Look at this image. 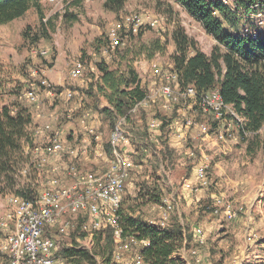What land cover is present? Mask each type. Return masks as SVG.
Wrapping results in <instances>:
<instances>
[{"label": "rangeland", "instance_id": "obj_1", "mask_svg": "<svg viewBox=\"0 0 264 264\" xmlns=\"http://www.w3.org/2000/svg\"><path fill=\"white\" fill-rule=\"evenodd\" d=\"M104 2L105 0H60L56 4L46 0L45 20L51 19L54 28L50 31V37L43 38L37 47L25 44L21 36V32L29 24L35 23L37 17L34 10L0 27V35L5 39V45H10L4 55H0V108L5 105L12 107V105L22 104L27 106L31 113L32 111L35 114L40 113L39 116L44 111L49 118L51 117L47 123L52 125L53 130H60L63 133L66 145L78 151V157L75 159H72L70 155H64L62 158L49 160L58 163L67 160L66 162L69 163H66L65 168L74 165L78 172L91 171L96 175L104 174L114 160L112 148L109 152L107 149L114 128L108 127L102 121L101 115H98L103 108L102 99L107 100V98L102 93L96 95L94 92L88 93L89 87L86 88L90 83H98L100 78L98 63L103 60L107 62L115 60L118 52L132 42L136 44L139 39L145 42L160 36L166 42L164 52L158 53L153 59H147L141 55L134 60V67L142 79L143 86L147 89L146 95H149L150 92L152 94L160 90L163 84L160 72L170 68L169 65L172 64L171 56L174 54L175 45L171 32L176 25L183 28L189 26L186 32L197 42L198 48L206 54H210L215 45V40L205 32L201 24L191 19V16L180 5L174 3V0H128L123 11L118 14L106 10ZM167 4L174 5L175 15L172 17L163 15L162 9L159 10ZM132 14L141 15L144 21L145 25L140 30L143 32L142 38L135 40L138 33L123 32L124 44L120 46V49L117 48L112 57L103 55L101 50L107 46L109 28L115 24H124V19ZM253 14H255L253 11L247 14L244 29L249 27L255 30L258 27V20ZM152 18L157 19L155 26L150 25ZM42 50L46 53H42ZM54 60L56 62L52 75L61 72L65 85L60 86L51 82L55 89L49 91L37 82V79H48L45 76L46 69L43 72L41 67L38 68L40 65L38 63L44 62L47 68H51ZM77 60H82L85 64L86 82L73 81L71 78L72 64ZM32 70L36 71V77L31 76ZM31 84H34L33 88L39 93L38 104L21 98ZM67 88L75 92L71 100L64 95ZM42 93L54 98L53 105L41 101ZM163 102L164 98L159 91L150 108L139 110L135 113L136 118L133 119L129 118V112L126 115L129 118L127 126L133 138L122 149L125 155L133 158L134 165L138 168L134 167L130 172L119 209L123 208L126 213L134 215L143 222L153 219L161 223L163 212H169L168 206L171 205L166 224L178 223L186 233L189 232V229L185 227L188 224H201L202 228H198L197 238L200 239L203 236L205 241L203 244L198 242L193 249L194 262L189 259L191 264H242V262L264 264V218H262L264 207L252 210L256 208L259 199L264 202V152L258 151L251 156L247 153L246 147L236 144L233 147L230 146V150H225V153L214 151L215 145L223 148V145H227L228 141L234 139L235 133L226 128L230 123L228 118L220 122L215 121L210 114L202 112L194 100L182 101L169 110L163 109ZM78 104L80 106L75 108ZM56 105H59V109L55 108ZM191 118H197L202 123L206 122L209 126V134L203 133L198 126L188 128L184 125L185 120ZM153 119L161 120L163 126L156 132L148 129L149 133L147 124L149 125ZM230 127H233V124ZM35 128L32 129L33 133ZM191 132H194V136L200 140L198 144H201L203 155H205L202 161H200L201 155L195 151L197 149L192 147L197 139H193ZM220 133L224 134V139H218ZM34 137V145L43 146L47 141V136H43L42 141L38 142L35 134ZM171 144L180 147V150ZM27 147L30 149L29 146H25V156H27ZM34 159V156L30 155L27 163ZM200 166L207 169L208 184L206 185H201L197 179V169ZM65 168H62L63 174L45 175L44 167L41 169L30 166L27 173L19 174V183L21 186L31 185L34 194L41 193L51 187L48 183L50 180L46 176H57L60 186L68 188L77 183L78 178L70 176ZM44 172L46 173V170ZM173 177L177 180L181 177L187 178L192 183V186L188 187H194L193 191L204 189L205 193H215L212 204L204 203L201 209H197V215L190 213V207H186L187 219L190 221L183 213H180V216L181 205H186L188 201L179 197L177 192L179 185L176 183L172 185ZM234 187H239L235 191L238 200L235 202L232 200ZM153 194L160 196L161 204L151 199ZM9 195L13 194H0L1 214L9 210ZM218 199L228 201L232 210L236 212V217H227L222 206H220V212L215 213V204ZM209 205L210 208H208ZM199 210L208 212L201 214ZM208 215L209 219L202 218ZM214 215H217L218 220L225 218L227 221L222 220L220 224H215V227L210 229V219H214ZM247 218L248 221H246ZM85 220L90 221L87 212L60 216L54 228L56 235L61 234L58 228L66 221H70L73 227L70 226L69 235L58 236V248L77 252L78 256L82 257L80 264H118L114 258V252L118 251L116 248L121 244H114L113 250L107 251L104 240L96 233L94 244L90 247L86 246L87 242L84 241L86 233L81 229V223ZM204 221L207 222L204 223ZM13 227L14 222H10L8 229L0 227V244L7 239ZM128 240L124 241L129 242ZM137 249L135 245L130 244L123 251L120 250L121 262L131 259ZM56 260L62 262V259L56 258ZM0 264H4L2 256Z\"/></svg>", "mask_w": 264, "mask_h": 264}, {"label": "trees", "instance_id": "obj_2", "mask_svg": "<svg viewBox=\"0 0 264 264\" xmlns=\"http://www.w3.org/2000/svg\"><path fill=\"white\" fill-rule=\"evenodd\" d=\"M45 1L0 0V27L34 10L36 21L33 25L29 24L21 36L25 44L39 46L43 38L50 37V31L54 28L51 19L45 20ZM127 1L105 0L104 8L118 14L123 11ZM174 3L199 22L215 40L211 53L206 54L182 26L174 27L171 38L175 51L171 60L180 74L181 85H192L206 94L218 89L223 101L245 118V124L240 126L235 118L228 117L240 145L244 144L251 156L258 151L264 152V132L261 133L264 131V32L256 37L245 34L244 20L247 18L220 0H174ZM239 7L246 11V15L250 11L264 15V0H240ZM161 9L163 15H175L173 4ZM142 35L143 32L139 31L138 37L133 40L142 38ZM138 42L130 43L121 51L119 48L115 60L99 62L98 83H90L86 87H89L88 93H102L107 98L109 106L101 108L99 113L110 128H114L119 116H126L136 102L146 97L147 89L134 67L136 57L144 55L147 59H153L166 49V42L160 36L145 42L139 39ZM37 82L43 87L39 80ZM12 106L17 107L16 112L5 105L0 113V194L11 193L29 199L33 197V188L31 185H20L18 170L30 158V154L24 155L25 146H34V121L27 106ZM107 149L111 151L110 144ZM151 199L161 204L159 195L153 194ZM117 216L123 239L148 243L147 246H136L144 264H185L172 258L184 241L180 224H168L165 229H160L126 213L123 208L118 210ZM84 222L87 221L81 224ZM98 235L104 240L106 250L112 251L115 244L113 228L109 226ZM77 256L75 251L59 248L55 257L62 259L63 264H80L82 257Z\"/></svg>", "mask_w": 264, "mask_h": 264}, {"label": "built area", "instance_id": "obj_3", "mask_svg": "<svg viewBox=\"0 0 264 264\" xmlns=\"http://www.w3.org/2000/svg\"><path fill=\"white\" fill-rule=\"evenodd\" d=\"M48 1L57 4L60 0ZM220 1L225 6L239 12V15L242 17H247L246 11L239 7L240 0ZM253 7L251 6V8ZM253 16L258 20V27L255 30L246 27L244 33L256 37L259 33L264 32V15L258 13L253 14ZM190 18L195 20L192 17ZM124 20V24H115L109 28L107 32V46L101 50L103 55L112 57L117 48H120L124 44L123 32L137 34L142 26L145 25L141 15L132 14ZM156 23L157 19L152 18L150 20V25L155 26ZM189 28L187 26L184 29L187 31ZM42 53H46V51L42 50ZM84 69L85 64L82 60H77L72 64L70 75L73 81L80 80L81 82H86ZM36 74L35 70L31 71V76L36 77ZM160 74L163 79V84L159 90L164 98L162 104L163 109L169 110L179 105L182 101L194 100L202 112L210 114L217 122L231 117L235 118L240 126L245 124V118L239 115L231 105L223 101L218 89H214L206 94L199 92L192 85L183 86L180 82V74L174 67L163 69ZM39 81L47 90L53 91L55 89L54 85L48 79L43 78ZM33 86L34 84H31L23 92V97L21 98H25L30 103L38 104L39 93ZM157 93L153 92L152 94L154 95H152L150 92L143 100L136 102L129 111V118H136V112L150 108ZM64 95L68 100H71L75 92L67 88L65 89ZM129 118L128 116L119 117L114 126L109 141L113 150L114 160L104 174L96 175V173L91 171L81 173L72 165L65 169H67L70 176L78 178V180H76L77 183L68 188L60 186V181L57 176H52L48 182L51 186L50 189L41 193H35L32 198L27 199L19 195H9V210L4 214L0 212L1 228L8 229L10 222H14L13 231L0 244V257L2 256L4 264H63L62 262H58L55 257L59 249L58 236L69 235L70 226L73 227V224L70 221L61 224V227L58 228L61 233L60 235H56L54 228L58 224L60 216L65 214L79 215L84 212H87L90 216V221L84 222L81 228L87 235L84 238V241L87 242V247L94 244L96 233L111 226L113 228L115 244H121L116 248L118 251L114 252V258L117 263L144 264L143 257L139 254L138 249L131 259L129 258V260L124 262H121L122 255L119 252L120 250L123 251L126 249L130 244L135 246H139V244L148 245L147 242H139L135 239H127L129 242H125L124 240L126 239H123L122 228L118 223L117 212L122 203V195L126 189V182L129 179L130 172L135 167L133 158L125 155L122 149L133 138L127 126ZM185 121L186 123L184 125L188 128L198 126L202 129L203 133L209 134V126L206 122L202 123L197 118H191ZM231 124L233 123L230 120L229 127ZM162 126L163 123L161 120L153 119L149 122V125L147 124V130H154L156 132L159 129L161 130ZM34 134L36 137L47 136V141L43 146L35 144L30 149L28 147L26 148V150L33 152L35 159L27 163L23 169L20 168L18 174L23 175L27 173L32 163L43 165L49 159H59L64 155H70L72 159L78 157V151L74 147L66 145L63 140V133L60 130H53L50 123L37 126L34 129ZM233 137L235 140L239 138L238 135ZM224 138V134L220 133L218 135V139ZM59 169V167L55 166L53 167V172H57ZM197 179L201 182V185L208 184L207 169L205 167L200 166L197 169ZM220 206L223 207L227 217H236V212L232 210L231 204L228 201L218 199L215 204V213L220 212ZM171 208V205L168 206L169 212ZM169 212H163L160 223L161 227L168 225L166 223ZM204 241V237L201 236L199 243L203 244ZM77 242L80 243L79 239H77Z\"/></svg>", "mask_w": 264, "mask_h": 264}, {"label": "crops", "instance_id": "obj_4", "mask_svg": "<svg viewBox=\"0 0 264 264\" xmlns=\"http://www.w3.org/2000/svg\"><path fill=\"white\" fill-rule=\"evenodd\" d=\"M5 39L3 38V36H1L0 35V55H4V53H5V51H7L9 48H10V45H5ZM10 50H9V55H10ZM57 60V59H56ZM56 60H54V61H52V63H53V65H52V67L51 68H47L46 67V65H44L43 63L44 62H41V63H38V64H40V65H38V68L39 67H41L43 70V72H44V70H45V76L50 80V82H53V83H55V84H57V85H60V86H63V85H65L64 83H63V77H62V73L60 72V73H57V74H54V75H52V71L54 70V68H55V62H56ZM154 64V63H153ZM170 67H174L173 66V63L172 64H170L169 65ZM41 96V101H45V103H49V105H53V102L52 101H54V98L52 99L49 95H47L46 93H42V95H40ZM49 101V102H48ZM44 103V104H45ZM80 106V104H78V106H76L75 108H77V107H79ZM102 106L103 107H108L109 106V104H108V102H107V100H105V99H102ZM59 107V105H56L55 106V108L56 109H59L58 108ZM2 108L3 107H1L0 108V113H1V110H2ZM12 108V110H14L15 112H16V110H17V107H15V106H12L11 107ZM56 112V111H55ZM54 112V113H55ZM59 112V111H58ZM59 115H60V113H59ZM99 116H100V113L98 114ZM57 116V115H56ZM32 117H33V124H34V127H37V126H39V125H43L44 123H47L49 120H51L50 118H49V116H48V114H45L44 113V111H42L41 112V116H39V114H35V112H33L32 111ZM229 131L230 130H232L233 129V127H229V126H227L226 127ZM194 132H191V136L193 137V139L194 140H196L197 138L194 136V134H193ZM42 137H37V142L38 141H42ZM200 140L199 139H197L196 141H194L193 143V145H192V147L193 148H195V149H197V150H195L197 153H199V155H201V159H200V161H202V159H203V157L205 156V155H203V149L201 148V144H198V142H199ZM228 144L227 145H223V148H222V146H220V145H215V147H214V151H222L223 153H225V150H230V146H234V144H236V145H239L240 146V142H238L237 140H235V139H232V140H230V141H228L227 142ZM41 145H43V144H41ZM172 146L174 145V144H171ZM241 146H243V147H245V145L243 144V145H241ZM174 147H177V146H175L174 145ZM180 147H177V149H179ZM173 149H175V148H173ZM223 149V150H222ZM180 150V149H179ZM175 151H177L176 149H175ZM202 151V152H201ZM26 154L28 155V154H30V155H33L34 156V154H33V152H31L30 150H26ZM192 156H194L193 154H192ZM196 156V155H195ZM194 156V157H195ZM35 157V156H34ZM67 159H68V157H66ZM63 162H55L54 160H47L45 163H43V165H39V164H36V163H32V166L33 167H36V168H38V167H40L41 169L44 167L45 169L44 170H46V173L44 172V170H43V174H45V175H50V174H63V172H62V168H65L66 167V163L68 164L69 162H66L65 160H62ZM69 161V160H68ZM93 161V160H92ZM48 163H51V164H48ZM26 164L27 163H25V165L24 166H26ZM23 166V167H24ZM59 167L60 169L57 171V172H53V167ZM215 166V165H214ZM137 167V166H136ZM135 167V168H136ZM50 168H51V170H50ZM138 168V167H137ZM39 175V174H38ZM39 176H41V175H39ZM51 176H46V178H50ZM128 181V180H127ZM177 184V185H179L178 186V190H177V192H178V194H179V197H183V200H185V201H188V203H186V205H181V210H179V215L181 216V214L180 213H183V215H185V217H186V219H187V212H186V207H190L189 208V212L190 213H193V215H197L198 214V210L197 209H201L202 208V205L205 203V204H212V202H213V197H214V194L215 193H213V192H207V193H205V190L204 189H196V190H194L193 191V188L194 187H192V188H189L188 187V184L190 185V186H192V183L189 181V180H187V178H184V177H181V179L180 180H177L175 177H173V179H172V185L173 184ZM238 188L239 187H234V191H233V194L234 195H232V200L235 202V201H238L237 200V197L235 196V191L236 190H238ZM193 191V192H192ZM233 203V202H232ZM264 202H262L260 199H259V201H258V204H257V206H256V208H253L252 210H255V209H260V208H262V207H264L263 204ZM190 205V206H189ZM192 205V206H191ZM208 208H210V205L208 206ZM199 211H201V214H204V212L206 213V212H208V211H205V210H199ZM261 213V212H260ZM208 214V213H207ZM210 215V214H209ZM205 216V217H202L203 219H209L210 218V216ZM263 215V214H262ZM214 219H210V223H209V228L210 229H212L213 227H215V224H218L219 222H221L222 220H223V222L225 221H227V219H225V218H221V219H219L218 220V218H217V215H214ZM262 218H264V217H262ZM188 220V219H187ZM146 221V223L147 224H149L150 226H153V227H157V228H160V229H165L166 227H161L160 226V222H156V221H154L153 219H150V220H145ZM188 221H190V220H188ZM246 221H248V218H247V220ZM207 221H204V223H206ZM240 222V221H239ZM191 223V222H190ZM242 223V222H241ZM244 223H247V222H244ZM220 224V223H219ZM183 226H185V224H182ZM217 226V225H216ZM185 227H187V229H189V232L188 233H186L185 231H184V229H183V237H184V241H183V244H182V246H180L175 252H174V254L172 255V258H174V259H178V260H181L182 262H184L185 264H191L190 263V261H189V259L190 260H192L193 262H194V255H193V249L195 248V246H197L198 245V242H199V239L197 238L198 236H197V231H198V228H202V226H201V224H188L187 226H185ZM191 237H189L188 238V235ZM139 246H143V244H139ZM129 260V259H128ZM249 262H250V260H248ZM249 262H247V263H249ZM242 264H246V263H243L242 262Z\"/></svg>", "mask_w": 264, "mask_h": 264}]
</instances>
